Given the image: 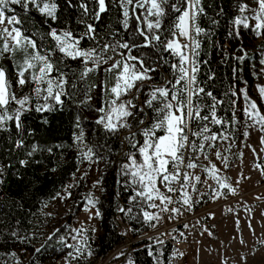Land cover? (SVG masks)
<instances>
[{
    "label": "snow or ice",
    "instance_id": "6c2138e0",
    "mask_svg": "<svg viewBox=\"0 0 264 264\" xmlns=\"http://www.w3.org/2000/svg\"><path fill=\"white\" fill-rule=\"evenodd\" d=\"M92 4L95 7L90 8L88 0H64L65 9L80 10L77 24L82 26V31L77 32L70 20L59 26L60 0H0V132L10 133L14 126L16 139H9L15 149H26V158L18 162L22 166L27 165L38 151L46 150L53 154L55 148L64 149L65 145L45 148L36 143L26 144L25 132L28 136L35 132L31 127L25 128L26 116L33 112L42 113L41 123L48 124V113L62 112L66 106L74 107L72 138L66 147L75 149L79 164L87 163L91 168L93 164L107 162L114 151L108 146V140L119 138L123 154L117 183L129 195L126 205L118 204L116 211L132 219L133 208H138L136 218L142 215L143 222L155 228L156 225L151 222L159 220L164 212L180 211L171 206L174 199L170 193L182 191L183 205L192 203L186 189L192 179L201 180L199 175L187 171L198 166L193 156L200 153L207 159L204 150L214 146L209 141L226 138L225 133L212 131L210 125L223 128L225 123L232 124L236 119L235 112L231 120L218 115L223 99L199 78L200 65L204 63L199 58L201 37L207 36L210 31L201 26L200 21L202 17H208V12L203 0H118L117 6L123 17L121 24L125 29L129 28L130 16L136 14L138 23L135 31L143 38L142 45H138L117 40L116 31L111 33L112 41L102 42L104 38L97 35L94 21L101 19L108 5L106 0H92ZM17 6L21 12H17ZM234 7L238 14L231 18L229 36L239 37L242 27L251 30L256 37H264V0H251V3L234 0ZM33 12L38 13L46 25V30H38L39 39L37 32L29 33L25 27V18ZM223 13L224 9L220 8L208 17L210 23L218 24L217 17ZM169 17L172 22L165 29V19ZM85 38L91 42L88 47L83 44ZM153 45L173 59L158 56V62L150 64L143 54H133L134 48ZM241 51L244 54L235 59L243 62L247 52L243 47ZM5 59L11 62L10 68L2 63ZM161 62L168 66L169 71L158 82L155 74L158 70L163 71ZM260 64L264 65V52H261ZM214 76L215 73H212L207 79L212 80ZM257 89L264 99V86L257 85ZM229 91L233 96L237 94L231 89ZM239 91L246 103L244 115L264 132V114L245 89ZM208 100L211 103H207ZM235 103L231 101L232 105ZM85 112L91 115V127ZM244 135L247 137L249 133L245 131ZM261 142L264 143V137ZM116 154L120 155V152ZM215 155L228 167L226 158L220 152ZM5 171V166L0 165V184L4 182ZM205 171L217 181L219 189L236 194V188L227 182V178L217 175L219 169L214 163H210ZM71 175L72 182L63 185V191L56 192L51 200L71 197V189L86 179L88 172L85 170L79 177L76 172ZM98 185L104 191L101 180H94L93 187ZM192 187L195 188V185ZM213 192V199L225 195L216 189ZM116 195L119 196L120 192ZM86 199L84 210L89 213L88 218L101 217L98 198L89 192ZM149 209H157L158 212ZM73 231L77 235L70 238L75 245L68 244L65 236L58 239L61 247L72 249L62 257L63 264H72V261L93 255L84 235L87 229ZM10 234L17 239H25L17 230ZM54 235L50 233L48 239L51 240ZM259 242L264 244V241ZM35 251L40 252L41 249ZM174 254L184 255L177 250ZM8 255L15 264H20L15 252ZM148 255L153 256L151 249ZM247 259L241 253L245 264ZM127 264H134V261L129 258ZM155 264H160L158 259Z\"/></svg>",
    "mask_w": 264,
    "mask_h": 264
},
{
    "label": "trees",
    "instance_id": "16d2710c",
    "mask_svg": "<svg viewBox=\"0 0 264 264\" xmlns=\"http://www.w3.org/2000/svg\"><path fill=\"white\" fill-rule=\"evenodd\" d=\"M61 24L70 20L71 26L77 31H82V26L77 24L80 16L79 9H65L64 0H60ZM90 8L95 7L92 0H88ZM204 6L208 12V17H212L220 8L224 13L217 17L219 23L212 25L208 17L201 18V26L210 29L207 36L201 37L200 59L204 61L200 65L199 78L206 82L205 86L214 92L219 98L223 99V104L218 108V115L225 120H231L235 112L237 95L241 88L250 87L252 84V75L256 66V53L241 62L235 59L236 56L243 55L241 47L246 50L244 39L248 35L254 37V33L249 29L240 28L241 35L229 36L231 30V18L238 14L234 7V0H203ZM108 5L107 11L101 14L99 21H94L97 25V35L103 37L102 42L113 40L111 33L116 31V39L128 41L130 44L135 42L142 45L143 38L135 31L138 23L136 14L129 18V28L125 29L121 21L123 19L121 10L117 6L118 0H106ZM17 12H21L17 6ZM21 15H23L21 13ZM25 27L31 32L46 30L43 18L38 13H31L25 18ZM172 19L166 18L164 27L168 28ZM39 30V31H38ZM254 39V38H252ZM50 43V41H49ZM90 41L85 38L83 44L85 47L90 46ZM134 55L143 54L148 62H158V56H164L172 60L168 53L159 52L157 46L134 48ZM227 53V55H225ZM2 63L9 68L11 63L5 59ZM74 67V65H70ZM163 71L158 70L156 75L157 81H161L164 74L168 73V66L161 62ZM215 73L214 79L208 80V75ZM103 73L101 72V78ZM236 92L235 96L231 92ZM228 93L227 96L224 94ZM235 101V105L231 104ZM207 103H211L210 100ZM42 113H31L27 115L24 124L25 128L35 129L33 135L28 136L25 132L26 144L36 143L42 147L54 146L57 144L65 145L64 149L55 148L53 154L46 150L38 151L29 159L27 165H20L19 160L25 159V148L15 149L13 143L16 139V131L13 126L12 131L0 132V165L5 166V174L2 177L4 182L0 184V264H15V261L8 255L15 252L20 259V264H44L51 258H57L65 253V248L58 244V239L64 232V224H51V218L44 214V204L52 200L56 192L63 191V185L72 180V173L77 172V167L81 169L84 164H79L75 149H69L66 146L71 143L72 138V117L75 115V108L66 106L62 112H52L47 114L48 124L41 123ZM89 117V127H91V115L85 112ZM236 117V112H235ZM235 123V121H234ZM234 123H225L223 128L219 125L216 131L228 130L233 127ZM87 131V129H86ZM11 137V141L9 139ZM91 139V136H90ZM108 146L114 148L112 156L107 162H100L102 173L97 179L101 180L104 191L100 190L97 194L102 216L99 217L102 234L92 242L91 249L96 259H105L117 247L122 246L127 238L119 228V223L130 230L132 237L139 238L150 232L152 227L146 224L141 218L137 219L139 214L138 208H133V218L127 219L123 214L116 211L118 204L126 205L129 193L122 190V186L117 183L118 168L122 162V148L119 138L108 140ZM120 152V155L116 153ZM39 161V163H37ZM55 168V171L52 169ZM90 185L82 180L71 190L74 206L71 211L77 210L78 204L81 203ZM120 192L117 196L116 193ZM118 218V219H117ZM17 221L19 223H17ZM152 223V222H151ZM17 230L19 235L25 237L24 240L11 236V231ZM58 230V231H57ZM50 233L55 235L51 240L48 239ZM34 234V235H33ZM149 240L142 239L131 244L129 255L134 264H155L154 256H149L148 251H152L156 246H149ZM44 245V247H41ZM40 248V252L35 250ZM171 244L165 242L162 246V258L167 263ZM154 255V254H153ZM27 257L26 260L24 258ZM113 264H127V261L114 259Z\"/></svg>",
    "mask_w": 264,
    "mask_h": 264
},
{
    "label": "rangeland",
    "instance_id": "374dc122",
    "mask_svg": "<svg viewBox=\"0 0 264 264\" xmlns=\"http://www.w3.org/2000/svg\"><path fill=\"white\" fill-rule=\"evenodd\" d=\"M246 2L251 3V0ZM243 42L246 45L247 56L251 57L255 53L257 56L252 84L243 89L247 91L251 100L256 101L257 107L264 114V99L261 98L257 89V85L264 86V71H262L264 65L260 64L261 52H264V37L248 35ZM8 63L11 62L8 61ZM237 96L236 119L233 127L216 131L218 126L210 125L212 131L223 132L226 138L209 141L214 146L204 150L208 158L205 159L204 155L197 153L193 156L198 165L197 168L187 169L188 172L201 177L200 181L192 179L186 189L192 203L183 205L182 191L170 193L169 195H172L174 199L171 206L179 208V213L164 212L159 220L152 221L156 227H152L150 232L139 238L132 237L130 230L119 223L120 232L127 238L122 246L113 250L105 259H96L94 255L85 256L72 261V264H113L114 259L128 261L131 248L129 244L142 239L149 240V246H156L153 256L155 260H159L160 264H176L179 261L181 264H245V261L241 260V253L247 256V264H264V244L259 242L264 241V143L261 142L264 132L260 130L258 124L253 125L252 121L244 115L243 109L246 106L244 95L239 91ZM245 131L249 133L247 137L244 135ZM217 151L226 158L228 167L224 166L221 159H217L215 155ZM210 163H214L219 169L217 173L219 177H226L227 182L236 188L235 195L228 193L226 189H219L217 181L205 171ZM85 170L88 176L84 181L88 186L90 185L86 192L97 196L98 186L93 187V181L97 180L102 173V167L98 163L88 168L85 163L76 174L77 177ZM71 182L72 180L69 183ZM192 185H195V188ZM213 189L222 191L225 195L216 196L213 199L215 195ZM87 194L78 204L75 212L71 211L74 206L72 196L63 200H52L45 207L44 214L51 213L47 215L51 218V224H64V232L61 236H65L70 245H75V241L70 237L77 235L73 229H87L84 235L90 247L92 242L102 234L99 218L89 219V213L84 210L87 205ZM149 211L158 212L157 209H149ZM92 228L96 231H91ZM168 240L182 241L187 248L182 252L184 255L180 256L174 254L176 249L172 246L169 259L167 263H164L162 246ZM242 240L243 243H241ZM157 241L163 243H157ZM64 248V255L51 258L44 264H63L62 257L72 250ZM119 252H123L124 255H117ZM26 259L27 257L24 258Z\"/></svg>",
    "mask_w": 264,
    "mask_h": 264
},
{
    "label": "built area",
    "instance_id": "2783aa9c",
    "mask_svg": "<svg viewBox=\"0 0 264 264\" xmlns=\"http://www.w3.org/2000/svg\"><path fill=\"white\" fill-rule=\"evenodd\" d=\"M168 242L171 244V246H173V248H175L179 252H183L187 248V245L182 241H169L168 240ZM176 264H181V261L176 262Z\"/></svg>",
    "mask_w": 264,
    "mask_h": 264
},
{
    "label": "water",
    "instance_id": "95a60500",
    "mask_svg": "<svg viewBox=\"0 0 264 264\" xmlns=\"http://www.w3.org/2000/svg\"><path fill=\"white\" fill-rule=\"evenodd\" d=\"M129 245L131 246V243Z\"/></svg>",
    "mask_w": 264,
    "mask_h": 264
}]
</instances>
